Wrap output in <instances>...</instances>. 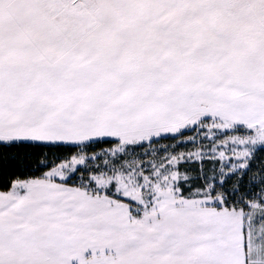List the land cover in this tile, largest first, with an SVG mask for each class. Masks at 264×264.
<instances>
[{"label":"snow or ice","instance_id":"1","mask_svg":"<svg viewBox=\"0 0 264 264\" xmlns=\"http://www.w3.org/2000/svg\"><path fill=\"white\" fill-rule=\"evenodd\" d=\"M0 264H264V0H0Z\"/></svg>","mask_w":264,"mask_h":264}]
</instances>
